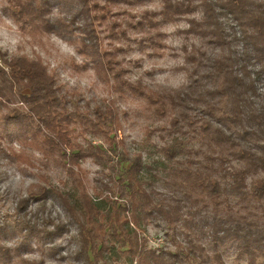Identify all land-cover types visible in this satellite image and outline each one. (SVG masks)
<instances>
[{
    "label": "rangeland",
    "instance_id": "374dc122",
    "mask_svg": "<svg viewBox=\"0 0 264 264\" xmlns=\"http://www.w3.org/2000/svg\"><path fill=\"white\" fill-rule=\"evenodd\" d=\"M76 4L75 0H49L48 15L54 21H67L78 11ZM87 5L89 14L76 17L61 38L55 32L33 31L16 21L12 0H0V52L38 58L48 67L57 93L75 119L70 124L71 143L81 148L91 144L100 148L103 156L84 158L71 167L57 153L48 157L35 148H25L29 163L0 154V264H88L77 225L84 213V195L99 209L94 219L102 229H95L93 235L96 244L105 246L102 262L129 264L128 254L121 251L112 230L106 227L113 203L129 209L128 195H122L118 186L119 173L128 166L122 164L125 157L136 160L139 156L141 190L154 205L151 215L142 209L137 212L136 230L147 249L168 252L176 245L183 247V237L156 213L157 204L163 209L169 206L168 199L180 180L175 175L177 169L190 165L192 170L210 172L218 164L215 148L207 146L198 132L202 119L192 115L189 125L183 121V109L169 101L191 82L196 63L188 61V56L199 57L205 52L210 58L218 53L204 38L188 32L187 20H200V10L195 7L174 21L151 17V27L143 15L159 13V0L132 5L87 0ZM258 67H264V62L252 68ZM259 84V101L264 103V79ZM16 102L6 108L0 105V118L20 105ZM215 105L225 108L226 100L217 98ZM95 108L114 113L119 126L115 145L91 133L86 125L87 120H93L89 115ZM175 117L177 125L171 123ZM225 126L234 130L227 123ZM166 146L172 149V158L164 154ZM0 147L7 151L12 147L15 152L23 148L15 139H4ZM8 152L11 154V149ZM225 164L229 169L242 166L231 156ZM256 178H264V172L250 176L246 184ZM236 202L229 197L224 212L264 223V203ZM206 247L210 250L208 264H213L215 249L225 264H250L245 255H238L232 241L215 247L207 240ZM254 264H264V259L258 257Z\"/></svg>",
    "mask_w": 264,
    "mask_h": 264
},
{
    "label": "trees",
    "instance_id": "16d2710c",
    "mask_svg": "<svg viewBox=\"0 0 264 264\" xmlns=\"http://www.w3.org/2000/svg\"><path fill=\"white\" fill-rule=\"evenodd\" d=\"M75 1L78 11L67 21H54L49 17V0H12L16 8L12 16L33 31L55 32L63 38L76 17L89 14L87 0ZM109 1L132 5L153 0ZM159 1L162 4L159 13L143 15L149 26H153L151 17L158 15L163 21H174L197 7L202 17L187 20L188 32L201 36L218 50L210 58L205 57V52H200L199 57L188 56V61L196 63L190 74L191 82L181 93L169 97L173 106L183 109V121L191 125L192 115L202 119L198 132L207 146L215 148L218 164L210 172L192 170L190 165L177 169L175 175L180 180L168 199L169 206L163 209L164 206L157 204L156 213L173 232L183 237V247L176 245L174 251L168 252L147 249L136 230L138 210H146L151 215L150 209L154 207L141 190L139 156L136 160L123 158L122 164L125 162L128 166L122 172L119 170L121 174L117 171L118 186L122 195H128L129 209L112 202V214L106 220V227L112 230L121 251L128 254L129 264H208L207 240L215 247L225 241L236 243L238 255H245L248 262L254 264L258 257L264 259V223L224 212V207L229 197L236 199V203H264V178L246 184L250 176L264 172V103L259 101L261 94L257 88L264 79V67L252 68L264 62V0ZM95 53L98 55L97 51ZM200 67L204 69L200 71ZM207 82L212 84L210 88L205 86ZM217 98L226 100L225 108H217ZM15 99L20 107L9 109L0 118V144L4 139L9 142L15 139L23 148L15 152L10 147V154L0 147V154L5 158L29 163L25 148H35L48 157L57 153L61 159H67L71 167H76L84 158L103 157L98 147L88 144L81 148L71 143L70 124L75 119L66 108L64 98L57 93L55 77L48 67L38 58L6 56L0 52V105L6 108L13 105ZM217 112L221 114L215 121ZM89 116L93 117L86 122L90 132L115 145L119 126L114 113L95 108ZM171 123L178 124L176 117ZM226 123L234 130L225 126ZM163 152L173 157L169 146L164 147ZM229 156L242 166L226 168ZM39 194L45 196L43 192ZM82 199L84 213L77 225L84 258L88 264H109L102 262L105 246L94 242L93 231L102 229L94 219L99 209L90 197L84 195ZM211 262L225 264L216 249L212 251Z\"/></svg>",
    "mask_w": 264,
    "mask_h": 264
}]
</instances>
